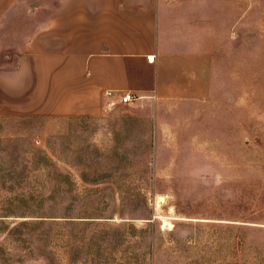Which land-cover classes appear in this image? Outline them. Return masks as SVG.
<instances>
[{
  "label": "rangeland",
  "instance_id": "rangeland-1",
  "mask_svg": "<svg viewBox=\"0 0 264 264\" xmlns=\"http://www.w3.org/2000/svg\"><path fill=\"white\" fill-rule=\"evenodd\" d=\"M237 40L164 124L0 117V264H264V0Z\"/></svg>",
  "mask_w": 264,
  "mask_h": 264
},
{
  "label": "crops",
  "instance_id": "crops-1",
  "mask_svg": "<svg viewBox=\"0 0 264 264\" xmlns=\"http://www.w3.org/2000/svg\"><path fill=\"white\" fill-rule=\"evenodd\" d=\"M240 20L241 0H0V117L99 119L119 105L164 124L238 60Z\"/></svg>",
  "mask_w": 264,
  "mask_h": 264
},
{
  "label": "built area",
  "instance_id": "built-area-1",
  "mask_svg": "<svg viewBox=\"0 0 264 264\" xmlns=\"http://www.w3.org/2000/svg\"><path fill=\"white\" fill-rule=\"evenodd\" d=\"M107 95H112L111 92H106ZM135 98V96L133 94H131L130 92H122L120 94H118V102L122 103V104H126L131 102L133 99Z\"/></svg>",
  "mask_w": 264,
  "mask_h": 264
}]
</instances>
